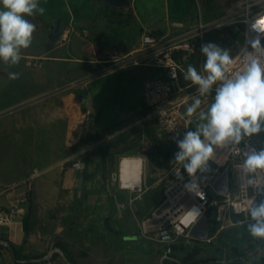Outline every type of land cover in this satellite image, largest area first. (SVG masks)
<instances>
[{
    "label": "crops",
    "instance_id": "0c3cea01",
    "mask_svg": "<svg viewBox=\"0 0 264 264\" xmlns=\"http://www.w3.org/2000/svg\"><path fill=\"white\" fill-rule=\"evenodd\" d=\"M99 7L102 10V4ZM109 15L118 25L122 21L137 19L131 6L122 9L119 14L109 12ZM98 16L100 17L99 13ZM128 16L129 18L125 20ZM193 19H195L193 15L188 13L181 21L190 23ZM103 21L110 24L108 18ZM89 22H84V25L96 26V38L87 41V29L70 18L68 23L60 26L55 42L48 49H59L73 41L80 43V48L87 55L86 60L77 57L69 60L102 66V69L91 74L68 80L49 92L37 93L34 90L35 93L30 92L23 96L20 82L17 86L9 88L10 70L0 61V210H7L20 202L26 194L28 197L27 204L18 206L25 216L14 215L8 224L0 225V239L7 241L13 249L22 251L28 257L49 255L53 252L54 240L70 239L69 208L73 204L72 206L78 209V213L82 214L81 219L74 222L77 226L74 231L81 233L85 240H93L92 251L84 256H80L78 251L75 252L77 256V259L73 258L75 264H158L166 244L157 238L154 230L143 236L140 241H136L133 230L138 217L133 210H130L124 213L122 222L119 214L120 206L129 207V202L145 192L144 184L140 182L137 196L131 197L121 193L128 190L120 189L118 186L113 187L107 183L106 178L104 179L103 167L108 157L96 152L91 153L83 171L75 173L67 171L64 166H56L62 162L69 147L87 135H94L98 130H103L100 125V109L85 97L89 92L87 87L93 83L94 78L112 69L126 66L133 69L135 77L141 83L146 79L162 76L161 69L155 67L153 61L136 65L131 63L134 58L144 56L141 44L137 47H128L126 50L116 44L115 48L110 47L106 50L107 43L102 42V34L108 30V26L103 24L102 26L96 20ZM137 22L140 24L141 35L146 34L148 28L138 19ZM175 22L178 20L170 23V34L180 32V29L173 26ZM45 58V55L28 52L23 53L21 61L26 66L32 64L36 66V63L40 66ZM190 64L193 65V60ZM14 69L12 71L16 72ZM42 79L46 80L45 77ZM29 82L32 89V85L37 81L31 78ZM186 83V81L181 82L182 85ZM138 91L140 93V87ZM138 98L132 107L125 105L129 111L120 114L116 124H124L126 120L135 118L140 106L141 93ZM193 120L190 122V131H193ZM146 165L147 163L143 165V179ZM34 172L37 176L28 186L21 183ZM236 175L237 172L234 170V176ZM75 176L78 177L76 184L73 180ZM71 191L75 193L72 194L73 200L70 202ZM119 192L121 200L117 195ZM160 204L149 216L141 218L143 220L151 218ZM29 213L32 218L31 230L25 235L23 219ZM231 218L225 220L220 229L209 239L213 240L220 234L223 243L230 244L233 230L230 227L236 223L240 226L237 228V235L244 241L243 246H239L236 252L241 256L239 264H249V256L256 252L258 245L264 240L248 234L246 229L249 224L241 220L234 222ZM118 223H123V228H119ZM118 242H122L125 246L129 245L131 250H115ZM83 244L84 249L86 241ZM223 247L225 251H231L226 244ZM82 248L78 247V249ZM141 256H145L147 261H143ZM63 260L65 261L64 256L60 254L53 261L20 263L12 257L6 247L0 248V264H58Z\"/></svg>",
    "mask_w": 264,
    "mask_h": 264
},
{
    "label": "rangeland",
    "instance_id": "374dc122",
    "mask_svg": "<svg viewBox=\"0 0 264 264\" xmlns=\"http://www.w3.org/2000/svg\"><path fill=\"white\" fill-rule=\"evenodd\" d=\"M241 1L242 0H131L129 6L135 11L137 19L142 22L144 27L148 28L146 34H150L155 38H163L170 35V23L174 20H184L188 13L193 15V18L220 23V27L207 34L204 39V45L212 43L222 49H228L230 55L233 57L240 47L243 35L241 12L239 11V4ZM39 4L45 8V13L43 16L37 15L34 18H29L36 24L37 30L33 34L34 39L32 45L28 49L22 50V53H39L45 55L46 58L42 60L40 66L36 63V66H39L37 68L33 64L26 66L23 61H20L18 66L8 68L10 71L15 68L14 70H16V72L21 73L18 80H9V88L17 86L20 82L23 96L30 92L35 93V91L37 93L49 92L58 88L68 80L80 78L102 69V66L89 63H76L74 60H69V58L76 57L86 60L87 55L80 48V43L77 44V42L73 41L71 43H66L64 47L54 50L43 48V44H45L47 40L46 35L50 32V28L55 26L57 21H61V25H63L68 23L70 18H73L76 22L84 25V22L96 20L98 24L108 26V30L102 34V42L107 43V46H105L106 50H109L110 47L115 48L116 44L121 46L123 50L128 49V47H137L141 44L140 24L137 22V19L135 21H122L119 25L104 23L103 19H101L103 15H105L108 20H111L109 12L102 11L100 14V7H98L93 0H39ZM128 18L129 16L126 17L125 20ZM84 28L87 29V41L97 37L95 33L96 26L87 24L84 25ZM197 70L199 71L198 68ZM42 77H45L46 80H43ZM31 78L37 81L35 85H32V89L30 88L29 82ZM92 82L93 83L87 87L89 92L85 97L90 103L100 109V125L103 130L109 131L104 134L102 139L95 146L83 147L79 152L74 154H68V148L67 153L63 156V160H61L62 162L56 164V166H64L67 171L77 173L78 171L73 168L72 164L82 159L85 161L86 165L91 157L92 150L98 145L104 146L107 152L106 157H108L105 159L106 164L103 167L105 173L104 179L106 178L107 183L115 187L118 186V184L116 181L112 180V177L114 174H117L120 161V171L122 168L128 171H134L140 163L136 160L138 156L144 158L145 164L147 163L145 177L143 179L141 174L139 182H141L142 185L144 184L143 187L145 192L142 193L139 198L129 202V207H119V214L122 222L124 213L130 212V210H133L138 217V222L133 230V234L136 241H140L143 236H146L143 233V224L147 221L143 220L141 217L149 216L151 211L162 202L164 182L175 177L178 162L175 161V156L169 157L168 155L169 145L172 142L158 133L153 127L147 132L144 131L145 128L141 126H132L134 119L126 120L124 124L112 129L118 122L119 115L129 111V108L125 105L132 107L135 101L139 99L138 96L140 93L138 87L141 86V82L135 77L131 67L126 66L112 69L94 78ZM210 106L211 105L203 110V112H207ZM200 113L193 118V131L196 130L199 124L206 122L200 120ZM248 138L252 140L253 144L259 150L264 148V131L259 134H253ZM123 160H125V162H123ZM158 162L160 167L157 165ZM73 180L76 184L78 177L75 176ZM129 181L135 183L137 180L133 179ZM232 187L230 189H232ZM123 190L128 191H123L121 193L126 194V196L130 195L134 197L138 195L137 191L140 189L137 186L135 189ZM74 193L75 192L72 191L70 193V202L73 200L72 194ZM117 195L121 200L120 192ZM210 201H213V198H210ZM72 205L73 204H71L69 208V214L71 216L69 217L71 220L70 239L54 240V245L52 246L53 252L49 254L50 258L44 260V262L53 261L57 256H60L58 251H54V248H58L59 245L64 247L72 262L73 258L77 259L75 254L76 251L80 252V256H84L87 252L92 251L91 247L93 246V240H85L81 233L74 231L77 229L74 222L81 219L82 214L78 213V209ZM215 209L216 206L211 205L209 209L212 211L211 214L213 213L214 215ZM210 215L209 218H211ZM231 219H233L234 222H239L241 220L239 217H232ZM221 224L216 222L211 223L210 220H207V239L213 235V233L209 232V228L213 226L217 231L220 229ZM118 226L119 228H123L124 224L118 223ZM238 227L240 226H237L236 223L230 227V229H233L230 236V244L226 242L223 243L220 234L213 240H197L186 237L176 238L170 245H166L160 260L163 259L164 263V260H170L168 256L174 255L177 257V259L174 260L178 262V264H181L180 259L193 249H198L199 253L195 257L196 264H239L241 256H238L236 252L239 246H243L244 241L243 238L237 235ZM246 231L249 232L248 228ZM84 241H86V247L83 249L82 246L84 245ZM117 241H120V239H117ZM249 241L250 240H248V242ZM225 244L231 248V251H225L223 247ZM80 246L82 249H78ZM171 246L176 247L177 250L173 251ZM114 249L118 251L125 249L131 250V247L129 245H123L122 242H118ZM167 249H169V253L165 256ZM19 253L23 256H27L22 251H19ZM141 257L143 261H147L145 256ZM249 259V264H264V241L258 245L256 252L251 253ZM58 264L67 263L63 260ZM73 264L75 263L73 262ZM158 264H160V261ZM166 264L172 263L167 262Z\"/></svg>",
    "mask_w": 264,
    "mask_h": 264
},
{
    "label": "built area",
    "instance_id": "2783aa9c",
    "mask_svg": "<svg viewBox=\"0 0 264 264\" xmlns=\"http://www.w3.org/2000/svg\"><path fill=\"white\" fill-rule=\"evenodd\" d=\"M239 5L243 35L240 47L233 56L234 63L229 66L226 73L229 78L243 71L252 58H259L264 66V54L255 53L249 44V41L259 34L261 44L264 45V32H261L259 27L253 28L258 20L264 18V0H242ZM173 26L180 29V32L163 38L142 34L141 47L145 54L134 58L131 62L136 65L153 61L154 66L162 72L161 77L149 78L141 83L138 116L134 118L132 126H151L170 142L184 137L185 133L190 131L191 120L212 104L216 94L215 89L221 83L218 81L209 94L201 96L198 86L184 79L191 60L193 66L202 71L206 57L201 52V46L204 45L207 34L220 27V23L195 18L190 23L175 22ZM182 81L187 83L182 85ZM194 97L201 100V105L189 116L186 109L193 102ZM252 149L258 151L248 137H244L238 145L229 141L222 147L214 146L213 158L207 165L211 170H198L196 173L197 192H189L184 188L193 177H190L184 170L183 164L178 162L175 177L164 182L163 199L158 206H162V209L156 214V208L151 219L144 222L143 233L147 235L154 230L157 238L166 245H170L179 237L191 238L190 230L206 216L211 205L216 206L213 219L218 224L228 221L231 216L239 217L247 224L255 223L250 217L249 208L253 203L258 205L264 201V170H257L255 173H246L243 170L246 154ZM138 158L144 165V158L141 156ZM72 166L77 171H83L85 161L79 159ZM120 168L121 161L118 172L113 175L112 180L117 182L120 189H127L120 184ZM234 170L237 172L236 176ZM223 172L227 173L228 186L227 192L221 194L214 190L213 184ZM36 176L37 173L34 172L21 183L28 186ZM210 198H213V201H210ZM27 201L26 194L20 202L7 210H0V225L8 224L14 215L24 217V212L18 206L27 204ZM194 207L198 210V215L192 218L188 213ZM168 253L169 249L165 256Z\"/></svg>",
    "mask_w": 264,
    "mask_h": 264
},
{
    "label": "clouds",
    "instance_id": "9594fccd",
    "mask_svg": "<svg viewBox=\"0 0 264 264\" xmlns=\"http://www.w3.org/2000/svg\"><path fill=\"white\" fill-rule=\"evenodd\" d=\"M44 13L45 8L40 6L39 0H0V61L8 68L18 66L23 58L22 50L33 43L37 26L29 18ZM257 27L264 32V18L253 26L254 29ZM249 44L255 53L264 54L259 34ZM201 52L206 57L202 71L189 64L184 79L198 86L201 96L209 94L218 81L221 83L215 89L214 102L207 112L200 113V120L206 122L199 124L195 131L186 132L184 139L177 142L180 151L175 153V161L182 163L184 170L193 177L184 185L189 192L198 190V170H211L207 165L213 158L214 146L222 147L229 141L238 145L245 136L264 131V66L261 60L250 59L243 71L229 78L226 73L234 59L228 49L208 43L201 46ZM20 75L19 72H8L10 80H18ZM200 105L201 100L194 97L186 109L187 115L195 113ZM243 170L246 173L264 170V148L252 149L246 154ZM249 214L255 221L248 225L249 234L264 239V201L258 205L253 203ZM188 215L195 218L198 210L194 207Z\"/></svg>",
    "mask_w": 264,
    "mask_h": 264
},
{
    "label": "water",
    "instance_id": "95a60500",
    "mask_svg": "<svg viewBox=\"0 0 264 264\" xmlns=\"http://www.w3.org/2000/svg\"><path fill=\"white\" fill-rule=\"evenodd\" d=\"M105 4H107L108 6L114 8V9H124L126 7H128L131 4V0H102ZM103 19H107V17L105 15L102 16ZM108 22L110 24H115V21L112 20H108ZM59 24L60 21H57L56 26L54 28L53 34L49 39V42L44 45V49H48L51 44L54 43L56 35L58 34V30H59ZM184 139V137H179L176 140H174L170 145H169V151L171 153V155L175 156V153L179 152L180 149L178 148V141H182ZM227 186H228V176L226 172H223L221 174V176L219 177V179L213 184V188L215 191H217L218 193L224 194L227 192ZM162 209L161 207H158L156 210V214H158ZM189 236L193 239H197V240H206L208 238V225H207V219L206 217H202L198 223L190 230L189 232ZM0 245L6 247L10 254L12 255V257L20 263H36V262H42L44 260H47L50 258V255H46L44 257L41 258H37V259H26V260H19L16 259L15 253H14V249L12 248V246L5 240L0 239ZM56 251H58L60 254L63 255V252L56 248ZM65 262L67 264H73L72 262L68 261L65 257ZM160 264H163V259L160 260Z\"/></svg>",
    "mask_w": 264,
    "mask_h": 264
},
{
    "label": "trees",
    "instance_id": "16d2710c",
    "mask_svg": "<svg viewBox=\"0 0 264 264\" xmlns=\"http://www.w3.org/2000/svg\"><path fill=\"white\" fill-rule=\"evenodd\" d=\"M138 115H136L135 117H137ZM121 124H116L115 126L112 127L113 128H116V127H119ZM143 128H145L144 131H147L149 132L151 129V126H144ZM111 130V129H110ZM109 130H98L94 135H87L84 139H82L81 141H79L78 143H76L75 145L69 147L68 149V154H74V153H77L79 152L83 147H86V146H95L101 139L102 137L104 136V134L106 132H108ZM92 152H96V153H100L102 156L106 155L107 152H106V147L104 146H101V145H98L94 148V150H92ZM91 152V153H92ZM168 155L169 157H172L173 155H171L170 151L168 152ZM157 165L159 166V162L157 163ZM160 167V166H159ZM211 210H208L207 211V214H206V219L211 223H215L214 219H213V213L211 214ZM211 214V215H210ZM209 215L211 216V218H209ZM31 223H32V218L30 216V213L23 219V230H24V233L25 235H28L30 230H31ZM216 225V224H215ZM216 228L215 227H211L209 228V232L211 233H215V230ZM0 248H5L4 246L0 245ZM58 248L63 252V256L70 262H72V260L70 259L69 255L67 254L66 250L64 249V247L62 246H58ZM171 249L173 251H176L177 248L176 247H172L171 246ZM14 253H15V256H16V259H19V260H26V259H37V258H41L43 257L42 256H37V257H28V256H23L19 253L18 250L14 249ZM199 253V250L198 249H193L192 251L188 252L186 254V256H184L182 259H180L181 261V264H196L195 262V257L196 255H198ZM170 257V260H164V263L163 264H166L167 262L169 263H172V264H178V262H176L174 259H177L176 256L174 255H170L168 256ZM73 263V262H72Z\"/></svg>",
    "mask_w": 264,
    "mask_h": 264
},
{
    "label": "bare ground",
    "instance_id": "6f19581e",
    "mask_svg": "<svg viewBox=\"0 0 264 264\" xmlns=\"http://www.w3.org/2000/svg\"><path fill=\"white\" fill-rule=\"evenodd\" d=\"M138 161V166L134 171H128L127 169H123L120 171V184L124 188H137V186L140 185V179L142 174V160L140 158L136 159ZM125 162V160H123ZM121 169V168H120ZM137 180L135 183L129 181V180Z\"/></svg>",
    "mask_w": 264,
    "mask_h": 264
},
{
    "label": "flooded vegetation",
    "instance_id": "af4514ba",
    "mask_svg": "<svg viewBox=\"0 0 264 264\" xmlns=\"http://www.w3.org/2000/svg\"><path fill=\"white\" fill-rule=\"evenodd\" d=\"M96 4H97V6L99 7V5L100 4H102V10H100V14H101V12L102 11H107V12H110V13H113V14H119V12L122 10V9H114V8H112V7H110V6H108L107 4H105L102 0H93ZM57 23V22H56ZM55 26H56V24H55ZM55 26L54 27H52V28H50V32L46 35V37H47V40H46V43L45 44H43V47H44V45H46L48 42H49V39H50V37L52 36V34H53V31H54V28H55ZM60 26H61V21H60V24H59V30H58V33H59V31H60ZM58 35V34H57ZM57 35H56V38H57ZM56 38H55V40H56ZM55 42V41H54ZM53 44H51V46H52ZM50 46V47H51Z\"/></svg>",
    "mask_w": 264,
    "mask_h": 264
}]
</instances>
